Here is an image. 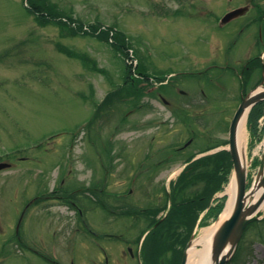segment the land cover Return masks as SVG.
I'll return each instance as SVG.
<instances>
[{"label":"rangeland","instance_id":"obj_1","mask_svg":"<svg viewBox=\"0 0 264 264\" xmlns=\"http://www.w3.org/2000/svg\"><path fill=\"white\" fill-rule=\"evenodd\" d=\"M43 1L87 31L91 30L88 27L121 31L133 61L111 46L112 35L103 42L90 35H74L49 21L37 24L26 10V0H0V162L11 165L0 172V254L4 252L0 264H43L14 239L16 221L27 203L36 199L33 203H47L43 206L47 208L65 202L57 198L68 191L73 192L69 197L72 202L92 208L85 219L97 235L106 231L123 234L118 241L76 237L69 245L74 255L98 258L99 247L108 253L131 247L142 264H180L177 251L183 243H176L166 229L157 236L149 232L140 238L144 226L133 223L131 227L128 217L120 219L113 209L102 212L100 204L121 203L124 214L130 215V200L145 203L153 199L152 204L160 199L169 206L174 199L182 202L209 195L219 182L217 176L223 175L218 170L225 157L203 160L175 184V189L167 186L177 179L188 157L227 148L233 111H176L171 115L158 107L142 110L125 88L119 97L102 100L123 84L130 63L141 66L136 72L147 77L173 73V78L184 67L204 69V60L212 51L188 45L194 32L187 31L181 23L184 21L176 18L187 9H177L175 0ZM65 49L70 56L65 55ZM126 87L132 89L131 83ZM260 130L250 132L245 123L243 157L248 186L264 155ZM189 142L183 152L175 151ZM143 180L153 182L148 187ZM128 188V195L121 194ZM35 208H31L32 213L27 210L20 224L21 234L31 236L25 237L30 244L53 238L46 215H33ZM214 218L205 221L207 226L196 228L194 237L213 226ZM65 245L60 244L58 250H66ZM115 264L137 263L122 258ZM229 264H264V210L260 220L246 229Z\"/></svg>","mask_w":264,"mask_h":264},{"label":"flooded vegetation","instance_id":"obj_2","mask_svg":"<svg viewBox=\"0 0 264 264\" xmlns=\"http://www.w3.org/2000/svg\"><path fill=\"white\" fill-rule=\"evenodd\" d=\"M175 2L178 3L177 9H187L186 12L178 14L176 18L184 21L181 23L185 24L187 31L194 32L193 42L188 45L190 47L198 45L204 51H212V53L204 60L207 66L202 70L192 71L186 70L185 67L181 68L182 72L173 76L174 80L180 79L178 82L169 79L150 80V77L138 74L137 78L140 80H137L133 87L136 107L142 110L145 108L154 110L158 107L159 110L167 111L171 115L176 111L187 114H202L218 110L234 112L247 93L261 83L264 86V0H175ZM228 15H232V17L227 19ZM193 48L199 49L196 46ZM229 83H234V85L230 87ZM234 91L238 93L236 96ZM144 99L146 101H142ZM236 99H238L237 105L233 108ZM188 145L179 146L175 151L181 153ZM191 159L190 156L187 161ZM156 173L154 172V174ZM183 173L188 174L189 171ZM160 174V172L157 173L158 176ZM143 181L148 182V187L153 182L152 180ZM138 190L140 191L139 187ZM128 191L129 189L121 194L126 196ZM70 192L68 191L65 196L57 198L62 201L66 200L65 202L49 204L47 208H43V206H47V203L29 202L24 205L26 210H22L23 213L21 211L20 221L24 219L27 210L31 209L30 206H33L36 207V213L33 215H46V222L48 225L50 224L49 230L53 232V238L46 239L44 236L45 238L43 240L40 238L37 244L35 242L30 244L25 241L27 236H23L19 232L20 224L15 225L14 237L21 245L24 244L29 249L25 252L41 259L43 264H115L122 258L142 264L138 254L134 253L131 247L125 251H110L109 253L99 247V255H101L98 257L99 259L91 258L86 254L74 255L69 250V245L76 237L86 240L91 236L98 240L112 238L118 241L123 234L106 231L97 235L94 228L89 227L85 219L86 214L92 208L81 202H72L69 197L73 192ZM132 195L133 193L129 197ZM200 200L201 197L185 200L189 203L195 202L185 205L188 206V210L186 216L182 215L181 217L177 213V206L180 204L176 203V207L166 211L160 199L152 204L150 203L153 202V199L145 203H142L141 199L135 202L130 200L128 203L132 210L130 215L124 214L126 210L121 203H116L113 206L108 204L107 207L105 204H100L99 210L106 213L113 209L116 212L115 215L121 216L120 219L123 218L122 215L128 217L127 220L130 221L131 227L141 224L144 226L142 232L147 234L155 232L156 236L167 230L170 234L173 232L175 240L182 241L187 237L190 223L196 222L195 214L197 205L201 203ZM194 205L196 207H193ZM54 208L63 209L64 212L54 211ZM30 211L32 213V209ZM178 218H180L182 228L181 232L176 235L174 230L168 228H171L170 226L176 223ZM165 225L166 227H164ZM59 226L62 228H58ZM164 229L166 230L164 231ZM76 234L77 236H75ZM60 244L63 248L65 245L66 250L59 251ZM9 258L12 257L9 256Z\"/></svg>","mask_w":264,"mask_h":264},{"label":"water","instance_id":"obj_3","mask_svg":"<svg viewBox=\"0 0 264 264\" xmlns=\"http://www.w3.org/2000/svg\"><path fill=\"white\" fill-rule=\"evenodd\" d=\"M236 12V11H235ZM235 12L233 14H235ZM264 101V91H254L243 99L233 116L229 127V154L232 161L233 177L235 181V198L229 218L221 224L213 238L212 263L227 264L233 256L237 245L246 227L260 218L258 208L264 200V159L260 165L254 181L249 189L247 187V170L242 164L237 152V128L242 118H246L250 109L257 103ZM7 164H0V170L8 168ZM263 189L262 196L254 205L247 204L248 199L259 189ZM190 247V243L187 248ZM184 254L182 263L185 264Z\"/></svg>","mask_w":264,"mask_h":264},{"label":"trees","instance_id":"obj_4","mask_svg":"<svg viewBox=\"0 0 264 264\" xmlns=\"http://www.w3.org/2000/svg\"><path fill=\"white\" fill-rule=\"evenodd\" d=\"M26 5H27L26 10L30 14L35 16V21L37 24L39 22L46 23L49 21V22H52L53 24H56L59 27L67 28L74 35H90V36L97 38L100 41H103V42H107V37L112 35L110 37L112 40L111 46L116 51H118L120 54H122L123 56H126V57L128 56L129 46L126 43V39H125V36L123 33L119 32V31L113 33L108 29L107 30L106 29L97 30L94 27H88L91 30L87 31L83 28L82 25H79V24L74 25V23L68 17H65V16L62 17L61 15L57 14L55 11L50 9V7L47 6L43 0H26ZM63 49H60L59 51H64ZM69 53L70 52L65 49V55L70 56ZM131 73H132L131 67L127 68V76H126L127 78L124 82L125 87L122 88V89L125 88L124 91H127L129 93H132L133 87H134L133 84H131L132 89L126 87V85L129 82H133V79L131 78ZM122 89L120 87V88H118V90H116V92H114L113 94H110L109 99L112 96L118 95V97H119ZM262 107H263V104L256 105L249 113L247 125H248V129L250 132L256 133V131H259L258 121L263 116ZM216 157H225V162L222 161L223 166H221L218 170L219 175L221 173H223V175H222L223 177L217 176V179H215V180H219V182H218L217 186L215 187V189L212 192H210L209 195L207 194V195L201 196V200H200L201 203H199L197 205V212L195 214V219H196V216H198V214L206 208L208 200L213 195V193H215L216 191H219L221 189L222 185L228 181V176H229L230 169H231V162L229 159V155L228 154H220V156H215L212 158H216ZM203 160L194 162L192 165H190L184 171H190L191 172L192 169H196L195 168L196 166H198V167L201 166ZM207 160L210 161L211 158H207ZM182 177L183 178L185 177V173H182L181 177L178 179L179 182H180ZM209 182H213V179H211ZM194 202L195 201H192L190 203H194ZM190 203H189V201H185V202H183L177 206V208H178L177 213L180 215V217L182 215L186 216L188 206H185V205H187V204L190 205ZM193 207H196V205H194ZM221 209H222V202H220L215 208L210 210L209 214L219 213L221 211ZM178 219H180V218H178ZM173 225H171L170 227L171 228H173V227L177 228V226H178V225H175V226H173ZM251 225H249V226H251Z\"/></svg>","mask_w":264,"mask_h":264},{"label":"bare ground","instance_id":"obj_5","mask_svg":"<svg viewBox=\"0 0 264 264\" xmlns=\"http://www.w3.org/2000/svg\"><path fill=\"white\" fill-rule=\"evenodd\" d=\"M245 137H246L245 119L242 118L237 128V152H238V155H239V158L242 164L244 165L245 168H247V165L245 164L244 157H243V149H244L243 142L245 140ZM262 147L264 149V140L262 142ZM262 158L264 159V155L262 156ZM262 193H263V189L259 188L255 192V194L252 195L248 199L247 204L254 205L256 202L260 200ZM225 194L227 196V200L225 203L224 210L218 222L214 224L213 226L208 227L204 229L203 231H201V233L197 237H194V239L192 240L190 244V247L185 252V255H186L185 264H211L212 263L211 251H212V243H213L214 235L216 234L221 224L229 218L231 214V210H232V204L235 198V181H234L233 176L230 178L227 186L225 187ZM263 210H264V200L261 202L258 208V212H261ZM122 217L125 218L126 216L122 215ZM23 221L21 225L23 224ZM168 229L170 230V228ZM3 236L5 235L3 234L2 237ZM159 253H160V250H159ZM170 258H171V253H170Z\"/></svg>","mask_w":264,"mask_h":264}]
</instances>
